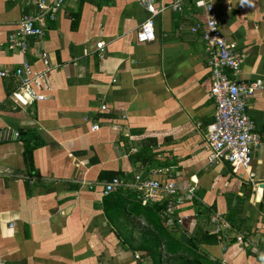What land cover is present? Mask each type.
I'll use <instances>...</instances> for the list:
<instances>
[{"label":"crops","instance_id":"1","mask_svg":"<svg viewBox=\"0 0 264 264\" xmlns=\"http://www.w3.org/2000/svg\"><path fill=\"white\" fill-rule=\"evenodd\" d=\"M39 1L0 0V71L8 73L0 77V128L20 133L17 141L0 143V263L140 264L134 255L149 251L142 248L148 240L133 247L128 238L136 230L158 236L145 216H135L145 206L138 194L115 193L131 197L118 222L103 208L105 182L139 177L195 188V198L174 211L185 218L180 225L168 226L164 213L159 219L206 264H261L234 235L264 249V0H210L240 57L230 78L262 83L247 100L261 139L252 157L258 189L242 171L208 162L204 135L215 106L206 45L191 31L205 14L192 0L182 2L181 12L170 9L172 0H155L164 10L154 17L155 39L146 43L136 37L150 15L136 1L64 0L54 21L44 18L43 37H28L24 52L10 49L9 35L22 17L37 14ZM43 55L55 68L45 71ZM24 63L46 72L36 88L46 99L18 107L10 94L18 86L13 73ZM215 214L231 226L225 239L212 233ZM203 233L215 240L200 243ZM189 238L200 242L194 246Z\"/></svg>","mask_w":264,"mask_h":264},{"label":"built area","instance_id":"2","mask_svg":"<svg viewBox=\"0 0 264 264\" xmlns=\"http://www.w3.org/2000/svg\"><path fill=\"white\" fill-rule=\"evenodd\" d=\"M143 7L150 17L142 23L137 31L138 43L151 42L155 39L154 17L160 14L164 8L157 7L155 0H134ZM185 0H172L170 9L174 12L182 11V2ZM194 5L202 9L205 21L192 28V32H200L201 39L206 45L207 61L211 71L210 98L214 102V119L205 131V148L208 152V162L212 165L226 163L233 172L242 171L247 181L258 189L260 182L252 168L253 152L260 146L261 139L255 132V123L247 113V100L257 90L262 88L261 81L240 83L230 78L229 75H237L240 70V57L236 52V44L228 41L220 30L217 13L210 0H192ZM64 0H53L48 3L40 0L37 3L38 12L35 16H24L18 22L17 31L9 35L10 49L24 52L27 49L26 39L33 37L40 39L44 36L43 20L48 18L54 21L60 12ZM104 43L96 44L100 59L103 57ZM42 62L45 71H50L52 66L43 55ZM45 73H38L32 67L24 63L18 68L13 76L18 80L16 90L10 95V100L18 107H27L34 102H41L46 96L36 91V88L45 84ZM6 71H0V77L7 76ZM98 130V126L92 127ZM19 132L11 127L0 128V143L17 141ZM134 190L139 196L142 205L149 202L165 199L166 224L180 225L182 216L173 217L175 209L183 202V199L195 198V188H179L173 182L161 183L157 180L141 179L136 177L130 183L119 178L103 184V196L115 194L120 190ZM185 219V218H184ZM213 225L212 233L221 239L227 238L226 231H231L229 223L219 214L210 219ZM237 243L250 247L261 264H264V249H261L256 241L239 232L235 233ZM163 249V247H162ZM136 259H140L135 255ZM4 264V263H0Z\"/></svg>","mask_w":264,"mask_h":264},{"label":"trees","instance_id":"3","mask_svg":"<svg viewBox=\"0 0 264 264\" xmlns=\"http://www.w3.org/2000/svg\"><path fill=\"white\" fill-rule=\"evenodd\" d=\"M130 199L131 197L129 195L127 196H120L119 194L117 195L113 194L110 196L108 195V197H106L103 202L104 203L103 205L104 213H105V216L108 218V220L114 223L118 222V220H120V218L124 216L125 209L127 208ZM166 205H167V201L164 200L163 202L157 203L152 207H149L146 205L144 207L140 206L139 211H134L135 216L136 215L145 216L148 223L154 226V228L157 231L158 237L156 238L151 237L148 240V242L144 244L142 248L149 249L148 254H150V256H152L154 259H155V254L157 252V248L163 246L166 252L170 255H177L180 252H183L185 253L187 257H192V260L196 264H206L205 257L188 249V247L184 243L185 239L179 242L176 240L174 235L170 234L168 231H166L165 229L161 227L159 214H162V215L163 213L166 214ZM228 219L232 222L231 216H228ZM210 236L207 235L206 233H203L202 236L200 237L201 238L200 240L202 242H200L199 239L196 240L195 238H192V239L189 238V240L192 242V245L195 246L197 245V242L205 243L211 240H212L211 242H213L215 240V236H212V237ZM182 263L186 264L187 261L182 262ZM153 264H157L155 260H153Z\"/></svg>","mask_w":264,"mask_h":264},{"label":"rangeland","instance_id":"4","mask_svg":"<svg viewBox=\"0 0 264 264\" xmlns=\"http://www.w3.org/2000/svg\"><path fill=\"white\" fill-rule=\"evenodd\" d=\"M135 233L136 234L133 238L132 236L128 238L129 243H131L133 247L140 246L143 240L145 239L149 240L151 238V235L147 237L148 234H146L142 230H140L139 232L138 230H136ZM157 251L158 252H156L155 254V259L152 256H150V254H148L149 251H147L146 254H141V253L136 254L140 257L139 263L152 264L153 260H155L157 264H179L181 262H186L187 260L186 257L184 255L182 256L181 254H177V255L167 254L164 251V248L162 249L161 247H159Z\"/></svg>","mask_w":264,"mask_h":264}]
</instances>
